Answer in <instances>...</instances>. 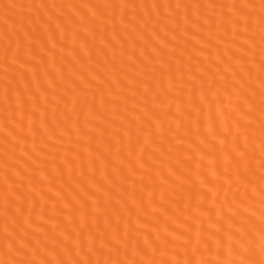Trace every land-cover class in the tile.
<instances>
[{"label":"bare ground","instance_id":"1","mask_svg":"<svg viewBox=\"0 0 264 264\" xmlns=\"http://www.w3.org/2000/svg\"><path fill=\"white\" fill-rule=\"evenodd\" d=\"M0 264H264V0H0Z\"/></svg>","mask_w":264,"mask_h":264}]
</instances>
